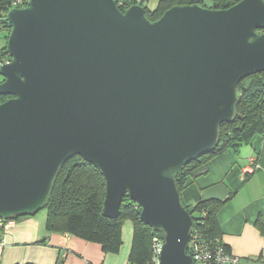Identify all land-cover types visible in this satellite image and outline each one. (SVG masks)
Segmentation results:
<instances>
[{
  "label": "water",
  "instance_id": "95a60500",
  "mask_svg": "<svg viewBox=\"0 0 264 264\" xmlns=\"http://www.w3.org/2000/svg\"><path fill=\"white\" fill-rule=\"evenodd\" d=\"M115 0H30L10 8L0 64V217L43 209L61 165L105 179L103 214L128 195L164 234L161 264H194L193 217L175 176L212 152L239 83L264 72V0L174 5L159 19ZM62 264V263H59Z\"/></svg>",
  "mask_w": 264,
  "mask_h": 264
},
{
  "label": "trees",
  "instance_id": "16d2710c",
  "mask_svg": "<svg viewBox=\"0 0 264 264\" xmlns=\"http://www.w3.org/2000/svg\"><path fill=\"white\" fill-rule=\"evenodd\" d=\"M11 1L0 0V13L7 15ZM239 1L212 0L209 4L204 0H160L155 10H148L145 6L147 2L143 6L146 8L147 17L155 21L174 5L200 4L205 7L224 9ZM10 28V23L5 18L0 29L9 32ZM7 37L8 34L6 39ZM0 50L3 54L10 56L6 45ZM238 88L241 96L236 103V113L231 123L221 124L216 147L212 152L189 162L175 176L181 201L193 217V228H198L208 241L223 240V234L218 231L217 214L221 205L229 199L224 201L210 198L200 200L194 206H187L183 201L182 193L191 185L195 171L199 167L229 149L238 152L242 145L251 143L255 136L264 133V72L243 78ZM10 97L0 96V103ZM257 160L260 161L258 156ZM104 199L105 179L100 170L82 157L73 156L61 165L51 188L50 197L44 204L43 209L47 212V229L83 237L99 243L106 253H118L123 245V227L126 222H131L133 238L129 261L131 264H148L152 256L154 238L162 239L164 234L141 219V208L128 195L123 198L116 218H109L103 214ZM203 211H207V214L203 215ZM19 217L13 216L9 219L14 220ZM225 248L231 250L226 243ZM63 261L64 257L60 258L59 263Z\"/></svg>",
  "mask_w": 264,
  "mask_h": 264
},
{
  "label": "crops",
  "instance_id": "0c3cea01",
  "mask_svg": "<svg viewBox=\"0 0 264 264\" xmlns=\"http://www.w3.org/2000/svg\"><path fill=\"white\" fill-rule=\"evenodd\" d=\"M251 143V155L247 151L250 156L245 162L240 150L229 149L199 167L182 197L187 206L210 198L229 199L217 214L223 241L241 264H264V133ZM254 155L261 167L246 176L244 168ZM0 235V264H59L63 257L62 264H131V222L123 227L118 253H106L99 243L77 235L49 231L46 214L44 218L31 215L14 219Z\"/></svg>",
  "mask_w": 264,
  "mask_h": 264
},
{
  "label": "built area",
  "instance_id": "2783aa9c",
  "mask_svg": "<svg viewBox=\"0 0 264 264\" xmlns=\"http://www.w3.org/2000/svg\"><path fill=\"white\" fill-rule=\"evenodd\" d=\"M30 0H12L10 2V8L25 7ZM117 6L121 10H127L132 5H142L148 0H115ZM5 14L0 13V28L3 25ZM7 19V18H6ZM11 57L5 55L0 50V64L9 63ZM260 168V164L257 160V156L254 155L250 158L249 164L244 168V173H253ZM203 215L207 214V211L202 212ZM13 219H4L0 217V233L3 235L4 231L11 225ZM194 224V221H193ZM204 234L198 228H191L190 241L188 252L193 258L194 264H241L240 258L232 250L225 248V242L222 239L208 241L204 238ZM164 244V237L154 238L152 246V256L148 264H161L160 252Z\"/></svg>",
  "mask_w": 264,
  "mask_h": 264
},
{
  "label": "rangeland",
  "instance_id": "374dc122",
  "mask_svg": "<svg viewBox=\"0 0 264 264\" xmlns=\"http://www.w3.org/2000/svg\"><path fill=\"white\" fill-rule=\"evenodd\" d=\"M159 1L160 0H149L145 6L147 7L148 10H155L159 4ZM212 8V7H211ZM9 32H7V30L5 31L4 29H0V49L2 47H4L7 43V40H6V35L8 34ZM2 76L0 75V82L2 80ZM251 144L252 143H249V144H244L240 147V152H241V158L243 159V161H247L249 156L251 155V152H250V147H251ZM247 151L249 152V154H247ZM45 214H47L46 212V209H42L40 210L36 215V217L38 218H44L45 217Z\"/></svg>",
  "mask_w": 264,
  "mask_h": 264
},
{
  "label": "flooded vegetation",
  "instance_id": "af4514ba",
  "mask_svg": "<svg viewBox=\"0 0 264 264\" xmlns=\"http://www.w3.org/2000/svg\"><path fill=\"white\" fill-rule=\"evenodd\" d=\"M3 78V77H2ZM3 81V79L1 80V82Z\"/></svg>",
  "mask_w": 264,
  "mask_h": 264
}]
</instances>
